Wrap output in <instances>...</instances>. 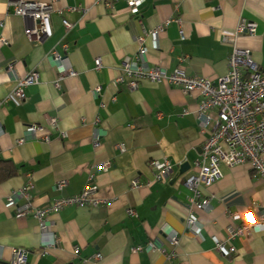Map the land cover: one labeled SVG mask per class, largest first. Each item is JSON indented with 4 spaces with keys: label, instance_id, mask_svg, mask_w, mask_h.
Listing matches in <instances>:
<instances>
[{
    "label": "crops",
    "instance_id": "crops-1",
    "mask_svg": "<svg viewBox=\"0 0 264 264\" xmlns=\"http://www.w3.org/2000/svg\"><path fill=\"white\" fill-rule=\"evenodd\" d=\"M128 1L0 0V159L20 170L0 185V264H12L15 250L25 252L27 264H264V228L234 240L232 256L215 246L230 225L240 226L230 213L257 220L264 210V178L252 165L220 168L221 178L201 197L210 201L206 212L185 187L213 131V123L205 134L199 127L201 93L149 81L132 91L129 80L119 82L122 63L139 58L140 40L147 69H181L218 84L238 50L264 71V0H143L136 14ZM19 3L54 5L55 53L76 77H61L40 42L26 37L33 23L16 14ZM242 24L255 25L256 34L238 36ZM34 72L39 82L24 91L25 100L13 96ZM208 115L217 118L216 111ZM30 126L41 129L37 136ZM156 164L171 167L166 181L156 182ZM93 185L96 204L52 211ZM26 204L49 211L46 233L32 214L16 218ZM190 218L197 228L188 229ZM173 237L179 245L169 258ZM151 243L166 253L132 252Z\"/></svg>",
    "mask_w": 264,
    "mask_h": 264
},
{
    "label": "built area",
    "instance_id": "built-area-1",
    "mask_svg": "<svg viewBox=\"0 0 264 264\" xmlns=\"http://www.w3.org/2000/svg\"><path fill=\"white\" fill-rule=\"evenodd\" d=\"M143 4V0H129L128 7L134 13H138V8ZM16 14L32 21L33 26L25 31L29 39H37L43 50L47 54V60L57 67L61 77L77 76L76 72L66 68L62 64L61 58L55 53V48L59 44V38L53 33L50 17L55 13L53 4L38 3H19L16 4ZM66 30L73 28L67 22L63 23ZM161 30V29H160ZM160 30L156 31L159 33ZM257 27L255 25L242 24L237 30L238 36H254ZM156 33H153L156 35ZM181 38L183 32L180 33ZM142 50L140 56L135 61L126 59L122 63L124 76L119 80L120 83L129 80V88L134 91L139 83L149 81L152 83L166 82L173 87H178L185 94L200 92L202 102L198 109V123L203 134L207 133L209 126L213 123V131L203 144L201 159L197 163L199 172L189 177L185 181V187L191 190L198 202L194 203L200 211H209L210 201L204 197L203 191L210 189L220 178V168H236L246 164L252 165L256 173L264 178V71H260L252 60L250 52L235 50L229 59L230 73L221 79L218 84H213L208 80L199 77H189L183 70L176 69L173 73L166 70L147 69L141 57L146 52L143 49V40H140ZM95 68L102 69L100 60L95 61ZM39 74L31 73L25 80L18 82L13 96L21 101L25 100L24 91L38 85ZM2 105L0 104V108ZM216 111L217 118L214 120L208 115L209 112ZM51 125L57 127L58 123L52 119ZM41 129L37 126L27 128L28 134L37 136ZM3 135L2 123L0 122V138ZM46 140H49L48 138ZM158 171L156 182L166 181L171 174V167L168 164H156ZM65 183L58 184V190H62ZM137 182L134 183V187ZM31 190L29 185L23 190L22 196L27 198V191ZM98 192L96 185L89 186L79 196L57 201L52 211H60L66 207H83L89 204H96L93 196ZM10 203L14 205V199ZM258 209L257 205L252 206ZM49 211L36 210L30 204L18 208L16 218L24 219L32 214L41 224L43 233L47 232L45 217ZM233 223H240L239 227L233 224L227 228V237L224 241L215 240L216 250L224 256H232L236 253L232 243L237 238L248 235L251 231L264 228V210L259 211L258 219L255 220L251 214L242 217L237 212L230 213ZM188 229L197 228V221L190 218L187 221ZM179 241L173 237L169 243L172 254L169 258L175 257ZM56 246L53 238L49 247ZM2 249L0 247V258ZM134 254L144 252L165 254L162 247L148 244L147 247H137L132 251ZM167 255V254H166ZM96 259H100L97 256ZM12 264H27V256L21 250L13 252Z\"/></svg>",
    "mask_w": 264,
    "mask_h": 264
},
{
    "label": "trees",
    "instance_id": "trees-1",
    "mask_svg": "<svg viewBox=\"0 0 264 264\" xmlns=\"http://www.w3.org/2000/svg\"><path fill=\"white\" fill-rule=\"evenodd\" d=\"M20 175V170L11 162L0 159V185L16 178Z\"/></svg>",
    "mask_w": 264,
    "mask_h": 264
}]
</instances>
